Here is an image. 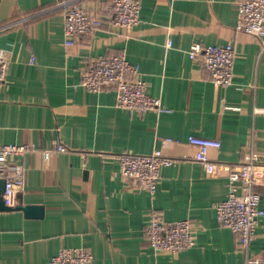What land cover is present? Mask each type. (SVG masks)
<instances>
[{
	"label": "crops",
	"instance_id": "crops-1",
	"mask_svg": "<svg viewBox=\"0 0 264 264\" xmlns=\"http://www.w3.org/2000/svg\"><path fill=\"white\" fill-rule=\"evenodd\" d=\"M70 1L0 0V49L8 57L0 144L30 146L17 202L41 206L40 215L0 209V264H44L67 247L88 249L91 264H243L236 234L218 223L215 204L228 192L230 166L249 151L264 161V32L234 28L237 0H141V22L128 32L107 15L108 0H79L102 24L67 44ZM193 42H232L230 85L201 78L198 60L188 56ZM122 50L166 110L129 111L115 106L114 87L79 84L89 58ZM189 134L219 140L207 155L221 174L208 176L193 160ZM156 149L176 160L160 167L149 194L122 177L116 155ZM253 188L264 207V182ZM153 212L165 221L188 219L195 243L154 250L144 237ZM249 252L264 262V217Z\"/></svg>",
	"mask_w": 264,
	"mask_h": 264
},
{
	"label": "built area",
	"instance_id": "built-area-1",
	"mask_svg": "<svg viewBox=\"0 0 264 264\" xmlns=\"http://www.w3.org/2000/svg\"><path fill=\"white\" fill-rule=\"evenodd\" d=\"M140 6L141 0H108L106 13L117 28L128 32L141 22ZM263 22L264 0H237L234 26L236 30L257 35L264 32ZM101 24V18L88 12L81 1L71 0L63 17L65 42L73 44L76 38L93 35ZM171 42L172 35L168 32L165 45L169 47ZM188 56L198 60L202 79L209 80L219 87L231 84L234 60L232 42H193L188 48ZM33 60L31 56L30 61ZM7 68L8 57L6 52L0 49V84L6 77ZM79 84L90 91L114 87L115 106L129 111L166 110L158 97L147 93L146 82L139 74L138 65L130 63L123 50L89 58L81 71ZM187 143L194 147L193 160L202 164L208 176L222 173V165L211 161L207 155L210 147L220 146L218 139L189 134ZM53 147L57 151L67 150L62 142H54ZM28 152L30 146L26 144H0V178L4 179L2 198L8 206L17 203V195L24 187L26 167L23 160ZM49 152V149H45L43 154L47 156ZM116 159L122 177L136 182L149 194L156 190L160 167L176 160L162 154L159 149L149 154L120 152ZM226 176L229 188L226 197L215 204L217 221L236 234L235 244L244 254L243 264H264L249 252V243L264 217L260 195L253 188L254 185L264 182V161H260L255 152L249 151L242 162L228 168ZM236 182L238 185H235ZM144 237L154 250L170 253L195 243L188 219L165 221L156 212H153L144 229ZM91 261L92 253L88 249L67 247L59 249L44 264H91Z\"/></svg>",
	"mask_w": 264,
	"mask_h": 264
},
{
	"label": "water",
	"instance_id": "water-1",
	"mask_svg": "<svg viewBox=\"0 0 264 264\" xmlns=\"http://www.w3.org/2000/svg\"><path fill=\"white\" fill-rule=\"evenodd\" d=\"M4 189V179L0 178V209L9 210V209H21L26 215H40L41 214V206L32 205V204H22L17 202L14 206H8L4 204L2 198V192ZM17 199H20V192L17 195Z\"/></svg>",
	"mask_w": 264,
	"mask_h": 264
}]
</instances>
